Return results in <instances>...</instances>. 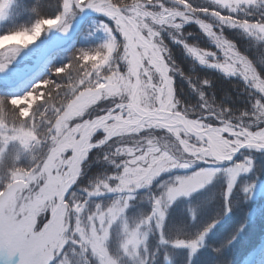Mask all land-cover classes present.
I'll return each instance as SVG.
<instances>
[{
  "label": "rangeland",
  "instance_id": "1",
  "mask_svg": "<svg viewBox=\"0 0 264 264\" xmlns=\"http://www.w3.org/2000/svg\"><path fill=\"white\" fill-rule=\"evenodd\" d=\"M48 1L52 2L51 5H48ZM213 1L227 7H232L235 10L241 4L257 3V0ZM12 2L13 0H0V30L2 29L1 24L9 19L12 6H14V15L13 13L10 14L11 17L13 16L12 21L15 23V27L11 32L1 33L0 35V63L6 64L7 68H11L14 71L0 72V86L4 87H14L18 82V77L32 69L48 46L55 40L58 32L69 24L74 23L82 13L81 8L76 4V0H47L46 3L42 1L38 6H35V9L29 7L28 11H24L23 5L20 7L21 11H19L17 3L15 4L14 2L13 5ZM79 2L82 7H86L89 0H79ZM97 2L103 3V0H97ZM109 3L119 10H125L121 12L130 20L129 28L135 30L141 36L144 43L148 45L140 47L142 67L138 78L139 82H137L140 89V108L154 111L159 107L162 100L167 107V111L179 112L174 103V91L169 76V68L160 51L162 45L160 34L161 29L164 27L180 30V28L189 24H195L215 45L216 49L215 51H209L195 46H188L186 47L188 54L202 66L216 69L226 76L240 77L259 95L256 96L257 100L251 106L250 119H245L244 121L236 122L232 119H224L219 117L214 111H209L197 118H188L184 114L188 119L202 121L206 125H222L223 127L232 128L235 131L234 136L226 134L227 132L222 134V139L225 142L224 145L216 143L212 138H210V141L207 139H194L185 133L181 126L172 127V130L165 127L164 123L162 125L161 123H156L154 120H150L139 127L132 126L127 130L118 127L121 123L120 120L115 119L116 117H112L115 120H104L103 126L96 129L92 136L93 138L100 132L103 133V139L95 144L92 142V138L88 139L90 147L84 152L81 161H85L95 147H101L116 137L138 136L147 131L156 130L165 136H169L171 141L163 140L155 142L153 139L146 141L143 150L134 156L130 164L124 168L119 177V183L116 186L103 184V186L97 188L100 189L99 191L87 190L79 196L72 195V189L69 191L63 204L60 203L63 209V224L56 244V246L61 245L63 247V252L58 258L60 264H77L73 260V256L76 253L83 256L82 254L86 253L84 251L88 250V248L85 249L81 246L82 243L94 246L100 254H104L106 251L116 264H147L146 259L151 253L148 249L149 237L153 233L157 234L159 242L157 240L156 245L158 247H160L162 241H165L164 232L166 222H168L167 217L170 207L195 193L204 192L205 190L209 194L206 195L207 199L205 201L212 211L208 215L197 212L201 216L198 220L194 217L196 223H202V227H199L201 230L198 233L193 232L192 235L174 233L166 241L174 247L181 246L187 248L190 256H193L198 248L201 249L205 245L206 247H210V244L214 243L219 248H214V252L210 256L212 264H252L253 261L256 262L258 257L264 256V230L261 235L251 240L252 233L249 232L250 229H248L247 222L258 213H256L254 208V202L264 195V180L249 182L245 178L251 166V159L248 157V155L250 156L249 152H256L255 150L245 148L237 155L235 152L249 138L244 133V130L250 134L264 131V79L257 74L256 69L248 58L241 54L231 41L220 34L214 22L203 19L201 15L187 8L185 4L178 3L183 7L182 9L178 7L166 8L162 4L153 3L152 6L163 7L160 8L159 12L150 11L151 13H149L139 5L125 8L113 4L111 1ZM165 10H179L184 12L185 16L183 18L173 17L169 21L168 16L164 15ZM213 13L215 12L212 11L205 14L212 17ZM21 15L24 18L17 23L16 20ZM94 16L100 15L94 14L89 17L76 45L72 49L66 50L64 57L60 61L58 54L47 68V72L43 77L26 90L20 88L17 90V93L6 98H0V122L5 124L7 118H11L13 121L19 120L22 127L21 130L27 133V135L16 139H12V135H8L9 139L0 141V161L7 156L9 158L13 157L14 161H17L22 155L28 154V152L31 153L29 156L31 159L34 152L32 149H28V147L32 146L34 149L39 145L46 144L47 140H50L52 143L55 142L54 147L50 151V153H53L60 144L67 141L72 142L73 138L74 140L77 139L85 125L98 117L89 115V119H85L83 122L72 123V121L76 120L86 109L89 110V107L101 99H112L113 103L116 102V105L131 102L135 78L132 72L133 67L127 43L120 34V28L113 20L104 16L101 17L110 20L113 28L107 25L109 32H106L104 28L102 31L100 30L102 34H100L102 36L101 40H97L95 36V38L90 36L92 34L84 35L86 25ZM228 21L231 25L239 26L243 24L245 28L244 32L247 36L264 40V25L239 23L231 18H228ZM22 23L25 24V27L21 26ZM177 24H181V26L177 27ZM18 26L23 28L18 29ZM75 30L76 28L67 38L63 39L62 47L68 45ZM110 36L112 38L120 37L124 46H116L113 49L106 48L105 44L108 42ZM95 41L97 42L96 46L93 49L90 48L89 44L91 45ZM148 47H151L152 51ZM162 65L165 69L168 85L165 87L163 93L160 94L157 86L164 84L160 72ZM118 66L120 68L119 71H117ZM86 71L94 75L96 73L98 77H94L83 92L68 100L63 113L57 119L55 113L52 111L53 107L59 109L56 105L58 86L55 79L64 76L69 77L70 81H72L70 86L77 87L85 79L84 74ZM97 80H104L106 82L97 85ZM45 109H47V120L55 119L58 122L57 126H55V136L51 135L50 130L47 135L41 136L39 133V124L40 120L45 117ZM136 115L132 111H122L117 115V118L120 119V117L128 116L131 120H134L133 117ZM30 117L35 118V128H33ZM208 118L216 119L217 123H206L205 119ZM116 127H118L115 129L117 136H112L110 140L102 145L106 135ZM212 132L214 131H209V133ZM237 132H242L245 139L237 136ZM89 136L91 137V135ZM84 141H80L79 143H83ZM71 142L67 146L72 145ZM249 142L257 143L255 138ZM91 145L96 146L91 149ZM69 148L68 146L61 155L55 156V166L52 170L53 175L62 173L64 169H68V162L73 157V150ZM217 150H220L224 155H228L229 160L220 158L223 161H216L214 153ZM233 150L234 153H232ZM257 152L264 153V151ZM46 161L41 171L43 182L39 193L49 179ZM83 162H80V168L78 167L79 165L77 166V170L80 172L77 180L81 176ZM199 165L205 166L197 168ZM193 168L196 169L189 172ZM11 170L9 175H6L7 179L12 178L14 171L22 173L24 176L26 175V169L21 167H12ZM164 175L166 178L158 182ZM31 179L34 180L33 177ZM156 181L158 182L157 185L149 191L148 187L150 185L153 186ZM185 185H195L196 187L191 193L173 195V190L179 191ZM119 187H128L126 188L128 189L127 193L125 192L126 195L122 196V192H118ZM113 193L116 197L113 202L105 201V196H110ZM59 194L60 187L56 186L52 198L40 197L36 214L45 210H50L51 214L54 204L59 203ZM92 196L100 197V200H97L99 201L98 205L95 206V204L92 205L90 203L92 202ZM239 197L242 199L240 200ZM137 198H142L141 202L147 208H151L148 215L140 219H135V215L129 216L127 214L130 210V202ZM241 201H244L242 202L243 205H247L246 208H243L238 216L229 218V221H226L228 223L224 227L220 225L218 227L217 224L223 223L222 218L229 217L232 209H238V211L241 209L239 208ZM69 210H71V226L66 232L68 221L66 219ZM161 212L164 213L163 218H161ZM205 216L208 217L206 218ZM212 220L214 221L213 224L203 225L207 221L210 222ZM262 223L263 221H261ZM113 227L118 229L115 239L119 238L120 241L110 250L107 247V243L112 237L111 232L113 231ZM214 227H218V230H215L211 234ZM133 234H135L134 239ZM177 241L186 243L185 245H177ZM193 241L197 244L195 249L187 246V243ZM244 241H251L250 245L247 246V250L241 249L244 246ZM126 242L128 243L127 252L125 251ZM94 256L97 260L94 264H100L99 258L96 255ZM227 257L230 259L228 260ZM79 263L87 264L84 259H79Z\"/></svg>",
  "mask_w": 264,
  "mask_h": 264
},
{
  "label": "trees",
  "instance_id": "2",
  "mask_svg": "<svg viewBox=\"0 0 264 264\" xmlns=\"http://www.w3.org/2000/svg\"><path fill=\"white\" fill-rule=\"evenodd\" d=\"M42 1H44V3L47 2V0H13L12 4L14 2L15 4L17 3L19 11H21L20 7L22 5L24 6V11H28L29 7L35 9V6H38ZM109 1L117 6L125 8L133 5H139L142 9L149 13H151L150 11L159 12L160 8L163 7L152 6L153 3L162 4L166 8L178 7L183 9V7L178 4V0ZM48 3V5H51L52 2L48 1ZM182 4L187 5V8L193 10L195 13L197 12L203 19H208L214 22L215 25H217V29L220 34L227 40L231 41L236 46L238 51L248 58L253 67L256 69L257 74L264 79V40L247 36L244 32L245 28L243 24L236 26L229 24L228 21V18H231L239 23L264 25V0H257V3L241 4L236 8V10L232 7L221 5L213 0H182ZM13 8L14 6H12L10 13H13L14 15ZM212 11L215 12L212 17L205 14ZM10 13L9 19L1 24L2 32L0 30V35L1 33L11 32V30L15 27V23L12 21L13 16L11 17ZM23 18V15H21L16 20L17 23H19ZM102 25H110L113 28V24L110 20L101 16H94L86 25L84 35L92 34L90 36H95L97 37V40H101V31L103 29ZM21 26L25 27V24L22 23ZM23 27L18 26L17 28L21 29ZM161 30L160 42L162 45L160 44L161 49H159L169 68V76L174 91V103L177 111L185 114L188 118H197L209 111H214L219 115V117L232 119L236 122L250 119L249 115L252 109L251 106L254 102H256V96L259 94L240 77L226 76L216 69L202 66L196 59L188 54L186 48L188 46H195L200 49L215 51V45L203 34V32H201L195 24L186 25L180 28V30H174L167 27H164ZM96 44L97 42L95 41L91 45L89 44V47L93 49ZM122 45L123 42L119 37L118 46L121 47ZM65 52L66 50L58 55L59 61L62 60ZM92 75L93 77H98L96 73L95 75ZM75 79L72 78L74 81ZM55 82L58 86L56 105L59 108L61 106L65 108V104H67L68 100L73 99L74 89H76V86H70L72 81H70L69 77L65 76L58 77V79L56 78ZM17 92L18 91L15 88L0 86V98H6ZM113 102L114 101L112 99L108 98L95 102L94 105L89 107V115L95 117L104 115L105 111L110 109L112 105L116 103ZM47 119V117H44L40 120L39 133L41 136L48 134L49 127ZM205 121L206 123H217V120L214 118H208L205 119ZM57 124L58 122L56 121L54 126H57ZM4 125L7 126L8 135H12V128L22 129L19 120L13 121L11 118H7ZM103 137V133L99 132L92 138V142L94 144L98 143L103 139ZM149 139H153L155 142L163 140L171 141L169 136H165L159 131L152 130L138 136L116 137L101 147H95L82 164V173L72 188V195L79 196L87 190H93L95 192L99 191L100 189L97 188L103 186V184L116 186L119 183V177L121 176L124 168L130 164V161L134 156L143 150L146 141H149ZM54 143L47 140L46 144L39 145L34 149L32 146L28 147V149H32L34 152L32 153L33 157L31 159L29 158L31 155L30 152L22 155L21 157L19 156L20 158L17 161H14L13 157H4L3 160L0 161V187L7 186V184L11 181L12 178L10 177L7 179L6 175H9V172L12 171V167H21L26 169L25 176L30 179L33 177V181L39 182L41 186L43 182L41 172L42 167L51 149L54 147ZM249 153L250 156L248 155V157L251 159V166L249 173L245 176L246 180L249 182L264 180V153ZM204 166L205 165H199L197 168ZM194 169L196 168L189 170V172ZM34 173L35 175H33ZM164 178H166L165 175L162 176L158 182L162 181ZM19 182L23 183L25 188L28 187L27 181L21 180ZM158 182L156 181L153 186L150 185L148 187L149 191H151L150 189H153ZM34 186L35 185L33 184V187ZM126 188L128 187H119L118 192H122V196L126 195V191H128ZM206 195H209L206 190L204 192H198L170 207L167 217L168 222H166V229L164 232L165 241H162L160 243V247H158L156 245L157 240L159 242L157 234L153 233L149 237L148 249L151 253L146 259L147 264H212V258L210 256H212L214 248H219L218 246H215L214 243L210 244V247H206L205 245V247L201 249L198 248L197 251H195V254L190 256L187 248L181 246L174 247L166 241L168 238H171L174 233L192 235L193 232L198 233L201 230L199 227H202V223H196L194 221V217L198 220L201 216L197 214V212L208 215L210 211H212L211 207L209 208L205 201L207 199ZM115 198V194L113 193L110 196H105L104 199L107 202H113ZM239 198L240 200L242 199L241 197ZM141 199L142 198H137L134 201L132 200L129 205L130 210L127 214H129V216L135 215V219L143 218L151 211V208H147L144 203L141 202ZM91 200L92 202L90 203L92 205L95 204L96 206L99 203L97 200H100V197L92 196ZM242 202L244 201H241L239 207L241 209L239 211L238 209H232L229 217L222 218L223 223L217 224L218 227L219 225L224 227L225 224L228 223L226 221H229V218L238 216L239 212L243 208H246L247 205H243ZM254 208L256 213H258L247 222L248 229H250L249 232L252 233L251 240L258 237V235H261L264 230V195L259 197L254 202ZM70 212L71 210H69V213L67 214L66 221H68L66 224V232L71 226ZM205 217L207 218L208 216ZM261 221H263L262 224ZM213 222V220L210 222L207 221V223H204L203 225L213 224ZM215 227L211 234L214 233L215 230H218V227ZM112 230V237L107 243V247L110 250L120 241L119 238L115 239L118 229L113 227ZM240 242L242 243V241ZM250 243L251 241H244V246H241V249L247 250V246L250 245ZM84 252L86 253L82 254L83 256L78 253L73 256V260L76 261L77 264L79 263V259H84L87 264H94V262H97L96 257L94 256L95 254H93L90 248ZM227 259L229 260L230 258L227 257Z\"/></svg>",
  "mask_w": 264,
  "mask_h": 264
},
{
  "label": "snow or ice",
  "instance_id": "3",
  "mask_svg": "<svg viewBox=\"0 0 264 264\" xmlns=\"http://www.w3.org/2000/svg\"><path fill=\"white\" fill-rule=\"evenodd\" d=\"M178 3H182V0H178ZM89 7L95 8L97 11H105L107 15L112 16L118 20L119 23V12L116 7H113L109 3V0H103V3H98L97 0H89ZM120 11H125L121 9ZM164 15H167L169 21L173 17L183 18L185 13L179 10H165ZM180 27L181 24H177ZM106 32H109L107 25H102ZM119 37L112 38L110 36L108 42L105 44L106 48L113 49L118 46ZM7 68L6 64L0 63V72ZM119 66L117 71H119ZM85 79L80 83L76 89H74V96L79 95L85 88L89 86L91 81L94 79L90 72H85ZM106 81L97 80V85L103 84ZM120 107L113 104L111 109L105 111V115L111 112L113 115L121 111ZM52 111L55 113V117L58 119L64 111V107L61 106L59 109L53 107ZM44 116L47 117V109L44 111ZM32 120L33 128H35L36 121L34 117H30ZM85 119H89V110L86 109L76 120L72 123L83 122ZM56 120H47V124L52 136L56 134L55 128ZM12 139L21 138L27 135L22 130L12 128ZM9 139L7 126L0 123V141H6ZM35 175V173L33 174ZM27 181L28 187L25 188L23 183L19 181ZM33 184L35 185L33 187ZM195 185H185L181 190H173L174 194H188L195 190ZM231 188V186H229ZM40 183L31 180L29 177L24 176L22 173L13 172L12 179L7 186L0 187V264H11L10 260H6L5 256H15L19 254V264H60L58 259L63 252V247L57 245L56 247H50L45 244L44 232L49 226L51 219L50 210H45L35 214L33 217L29 212V204L39 193ZM163 218L164 213H160ZM135 234H133V239ZM186 242L177 241V245H185ZM85 249L90 248L93 254H95L100 264H116L112 260L106 251L104 254H100L96 248L92 245L81 244ZM187 246L195 249L197 247L196 242H189ZM125 251H128V243L125 244Z\"/></svg>",
  "mask_w": 264,
  "mask_h": 264
},
{
  "label": "bare ground",
  "instance_id": "4",
  "mask_svg": "<svg viewBox=\"0 0 264 264\" xmlns=\"http://www.w3.org/2000/svg\"><path fill=\"white\" fill-rule=\"evenodd\" d=\"M113 7H115V6H113ZM89 8H91V7H89ZM86 9L88 10V8H86ZM117 11L119 12V23H118L117 19H114L112 16L107 15L105 13V11H99V12H103L104 14H106L107 16L112 18L117 24H119L126 31V36H127L128 42H129V53L131 56V62H132V67H133L132 72H133V75L135 78V86H134L133 93H132L133 94L132 95V103L134 105L136 112H138L140 114H144L145 109L140 108V101H139L140 89H139V83H137V79L140 76V69L142 67L141 56H140V47H145L148 45H146L144 43L141 36L135 30H132L129 28L130 20H128L121 13V11L119 9H117ZM90 12L93 13L95 11L90 10ZM71 32H74V29H65L63 31V33L61 34V36L59 38L55 39L51 43L49 49H52V48H55V47H58L59 45H61L63 39L67 38V36H69L71 34ZM148 48L150 49V51H152L151 47H148ZM160 72H161L162 78L164 80V84L157 86V90L159 91L160 94H162L165 87L168 85V81H167V78L165 76V69L163 68V65L161 66ZM147 112H148V110H147ZM156 112H158L161 115L167 112V107L162 102V100L160 101L159 107L157 108ZM174 122H175V119L172 122H166L165 127H167L168 129H172L171 126ZM94 125H95V123H94ZM189 127L191 129L200 130V131H202L206 128V126L203 123L199 122L198 120H191L189 122ZM90 128H92V130H93L94 127H90ZM127 129H129V128H126L125 130H127ZM224 132H227L230 134H235V131L232 128L225 126L224 130H215L212 133H209V131H208V132H206V135H208V137L214 139L216 141V143H218V144L221 143L224 145L225 142L222 139V134ZM249 135L251 136L250 139H248L249 141H253V138H255L256 140L264 141V131L259 132L257 134H249ZM88 136H89V133H88ZM88 139L89 138H86V140L83 143H78L74 147V152H75L74 156L68 162V164H69L68 169H64L62 173H58L56 175H53V174L51 175L52 170L54 169V166H55V163H54L55 156H52L47 161L46 169L48 170L49 179H48L46 185L44 186V188L41 190L39 196L31 203L30 208H29L30 215H32L33 217L35 216L36 211H37V207H38V200L40 197H42V196L49 197V198L53 197L56 186L60 187V193H63L68 189L72 177L76 176L78 174V170H77L78 163L83 158L84 152L87 151L88 150L87 148L90 147ZM66 146L64 147L65 150H66ZM68 146H70V145H68ZM65 150H63V151H65ZM232 153H234V150ZM214 156H216L218 158H226V159H228V157H229L228 155L222 154L220 152V150L215 151ZM62 212H63V209H62L61 204L60 203L54 204V206L51 210V219L49 221V226L46 228V230L43 234L45 244L50 246V247H56V244L58 242V238L60 237L61 225H62L61 224V218L63 216ZM5 259L10 260L11 264H19L20 256H19V254L12 256V257H8L6 255ZM252 264H264V256L258 257L256 259V262L253 261Z\"/></svg>",
  "mask_w": 264,
  "mask_h": 264
},
{
  "label": "water",
  "instance_id": "5",
  "mask_svg": "<svg viewBox=\"0 0 264 264\" xmlns=\"http://www.w3.org/2000/svg\"><path fill=\"white\" fill-rule=\"evenodd\" d=\"M76 4L82 10V13H81L80 17L74 23L69 24L68 26L63 28L56 35V38H55V39L59 38L65 29H74V28H76L75 33L71 36V41L68 43V45L66 47H62V44H61L58 47L49 49V47L51 45L50 44L48 46V48L45 50L44 54L38 59L37 63L32 67V69L30 71H28L27 73L19 76L17 84L14 87H12V88H15L17 90H19L20 88H23V90H26V89L30 88L34 83H36L41 77H43L45 75V73L47 72V68L51 65L52 61L54 60V58L58 54H60L61 52L65 51V50H70L76 45V43L78 41V38H79V36L82 33L84 25L87 22V20L89 19V17L93 16L94 14H99V15L105 16V17L113 20L112 18H110L109 16L104 14L103 12H99V11L97 12L96 9L93 8V7H91V8H89L88 6L82 7V5L80 4L79 0H76ZM86 8H88V10ZM90 10H94L95 12L91 13ZM115 24L120 28L121 35L125 39V41L127 43V46L129 48V42H128V39H127V36H126V31L119 24H117L116 22H115ZM4 71H6V72H14L11 68H6ZM137 81H138V79H137ZM117 107H120L121 109H123V108L131 109L133 112H135L139 116V120L136 121V122L129 121V122H126L125 124L123 123L122 125L118 126L120 128H123V129L131 127V126L139 127L143 123H145L147 121H150V120H154V121H156V123H161L163 125V123L165 124L166 122H172L175 119V122L172 124L171 127L175 128V127L181 126L183 128V130L185 131V133H187L192 138L198 139V140L207 139L208 141H210V137H208V135H206V132L215 131V130H223L224 129V127L222 125H219V126L207 125L206 128L204 130H202V131L191 129L189 127V122L191 120L188 119L184 114H182L180 112H169V111H167L166 113L161 115L158 112H156L157 111V109H156L154 111L150 110L148 112H147V110H145L144 114H138V112H136L132 102L120 104ZM112 116H113V114L111 112H108L107 115H103L102 117L97 118V119L91 121L89 124L85 125V127L82 130V133L78 136L77 139L72 141V145L69 148V149L73 150V156H74V153H75L74 152V147L80 141L86 140V138H88V133L91 134V137H89V138H92V136H93V134L95 132L94 129H98L99 127H101L104 124V120H109L110 117H112ZM122 121H126V120L122 119ZM94 123H95V125H94ZM201 123H203V122L201 121ZM90 127H94L93 130ZM118 127L112 129L106 135V138L103 141L102 145L105 144L108 140H110L112 138V136H117V134L115 133L116 132L115 129H117ZM111 132H113V134H111ZM244 133L247 134L248 137H249L248 139H250V137H251L249 135L250 133L248 131H246V130H244ZM226 134H228L230 136H234L233 134L232 135L229 134V133H226ZM237 136H239L240 138L245 139V137H244L242 132H237ZM248 139L246 140V143H243L242 145H240L237 148V150L235 152L236 155L241 150H243L245 148L251 149L253 151L254 150L255 151H264V141L256 140L257 143H252V142H249ZM95 146L96 145H91V149L93 147H95ZM209 147H211V146H209ZM60 150H61V147L57 148L56 151L54 152V154H57ZM54 154H50L49 157H51ZM72 158H70V159H72ZM215 160L216 161H223V160H221L220 158H217V157L215 158ZM228 160H225V161H228ZM83 161L84 160H82V161L80 160V162H83ZM80 162L78 163V165H79L78 167L79 168H80V165H81ZM79 173L80 172L78 171V174L76 176L72 177L68 189L65 192L59 194V197H58V202L59 203L63 204L64 199L66 198V196L68 195L69 191L72 189L73 185L75 184L78 176L80 175ZM62 220H63V216L61 218V224H63ZM61 230H62V225H61Z\"/></svg>",
  "mask_w": 264,
  "mask_h": 264
}]
</instances>
